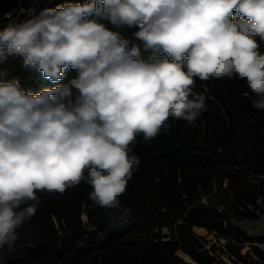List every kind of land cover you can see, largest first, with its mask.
I'll return each instance as SVG.
<instances>
[{
    "label": "clouds",
    "instance_id": "clouds-1",
    "mask_svg": "<svg viewBox=\"0 0 264 264\" xmlns=\"http://www.w3.org/2000/svg\"><path fill=\"white\" fill-rule=\"evenodd\" d=\"M101 20L138 26L134 37L152 55ZM261 43L264 0H87L9 24L0 62L22 56L56 86L33 93L18 79L0 82V249L35 214L38 191L85 181L91 200L119 211L140 165L137 135L154 138L169 117L192 123L204 109L195 78L245 80L264 110ZM70 68L77 77L59 84Z\"/></svg>",
    "mask_w": 264,
    "mask_h": 264
},
{
    "label": "trees",
    "instance_id": "trees-1",
    "mask_svg": "<svg viewBox=\"0 0 264 264\" xmlns=\"http://www.w3.org/2000/svg\"><path fill=\"white\" fill-rule=\"evenodd\" d=\"M85 2L54 0L48 8ZM11 3L0 0V12ZM20 22L2 21L0 32ZM101 22L128 38L129 48L135 44L142 58L152 55L143 41L134 37L138 26L117 28L107 20ZM260 52L264 53V43ZM22 65V56H9L0 62V82L18 79L23 90L33 93L56 86L42 73ZM77 75L76 69L64 70L58 83L67 84ZM193 91L205 97L204 109L194 122L169 117V130L150 139L137 135L132 147L140 165L120 197L119 211L91 200L92 188L85 181L63 193L38 191L35 214L17 230L13 247L0 249V264H187L177 255L179 251L198 264H213L212 257L198 252L195 227L248 240L239 228H220L216 223L225 217L215 206L201 204V199L209 196L212 201L210 196L223 193L220 205L235 208V202L239 208L254 204V195L260 197L253 179L264 177V110L253 107L256 95L238 78H195ZM125 208L130 212L122 215ZM257 209L264 212V204ZM84 214L87 223L82 219ZM108 215L113 216V224L98 229ZM238 216L257 217L239 211ZM241 249L228 244L232 255L250 264ZM255 255L259 264H264V253L255 249Z\"/></svg>",
    "mask_w": 264,
    "mask_h": 264
},
{
    "label": "built area",
    "instance_id": "built-area-1",
    "mask_svg": "<svg viewBox=\"0 0 264 264\" xmlns=\"http://www.w3.org/2000/svg\"><path fill=\"white\" fill-rule=\"evenodd\" d=\"M54 0H12L11 6L6 11L0 12V22L4 21H26L29 19H32L34 16L38 17L42 10L48 8ZM5 13H10L9 16H6ZM264 177L253 179V183L258 186V191L260 193V197L257 199V201L264 204V183H263ZM225 187H227V182L224 184ZM215 191H217L216 183L214 185ZM255 203H258V202ZM201 204L207 205V200L203 199L201 201ZM258 207L255 206V204H250L247 206H241L238 208V210H234L232 207H228L227 203L222 205L221 207H218L217 210L221 215L224 217H232L235 215V212L239 211V213L243 212H250L251 214L255 213L257 215L256 218H242L241 223L244 228L243 233L248 237V240L243 241V236L240 239H237L234 235L231 233L228 234H219L216 231H211L215 234L216 239L219 241H222V244H226V250H228V244H233L234 246L243 247L245 245H248L250 247H253L254 249H258L264 253V212H260V210L257 209ZM225 221V220H224ZM226 223V222H225ZM225 225V224H224ZM232 228H239L234 227L233 224H229L227 229H229L230 226ZM233 232V230H231ZM194 233V231H193ZM195 238L199 242V250L198 252H203L213 259H215V254L213 251V246L211 244H206L200 237H198L194 233ZM198 264V263H197Z\"/></svg>",
    "mask_w": 264,
    "mask_h": 264
},
{
    "label": "rangeland",
    "instance_id": "rangeland-1",
    "mask_svg": "<svg viewBox=\"0 0 264 264\" xmlns=\"http://www.w3.org/2000/svg\"><path fill=\"white\" fill-rule=\"evenodd\" d=\"M213 199L210 201L209 196H204L202 197L201 200L205 199L207 200V205H212L215 206L216 208L221 207L219 200L224 197L223 193H220L219 197L217 195L210 196ZM237 204L234 202L232 204L234 210H237L238 207L236 206ZM256 218V217H255ZM82 219L84 223L88 222L87 216L84 214L82 216ZM240 217L238 216V211L235 212V215L232 217H225V225L223 229L227 230L226 227H228L229 224H233L234 227H239L241 231L244 230L242 223H241ZM194 233L200 237L206 244H211L213 246V251L215 254V259L213 261V264H245L238 258H236L234 255H232L229 251L226 250V244H222V241H219L216 239V236L213 232L210 230L203 228V227H195L193 229ZM165 234H168V230H164ZM177 255L183 259L184 263L187 264H197L191 257L188 255L184 254L182 251H179ZM241 255L247 260L248 263L250 264H259L258 262V257L255 255V249L253 247H250L248 245H245L241 249ZM188 258L191 260V262H188Z\"/></svg>",
    "mask_w": 264,
    "mask_h": 264
},
{
    "label": "water",
    "instance_id": "water-1",
    "mask_svg": "<svg viewBox=\"0 0 264 264\" xmlns=\"http://www.w3.org/2000/svg\"><path fill=\"white\" fill-rule=\"evenodd\" d=\"M257 196L256 195H254V202H256L257 201ZM226 204V203H225ZM113 222H114V218H113V216L112 215H108V216H106L100 223H99V226H98V229H101V228H103V227H105V226H107V225H111V224H113ZM220 228H223L224 227V224H225V221L224 220H220V221H218L217 223H216Z\"/></svg>",
    "mask_w": 264,
    "mask_h": 264
},
{
    "label": "crops",
    "instance_id": "crops-1",
    "mask_svg": "<svg viewBox=\"0 0 264 264\" xmlns=\"http://www.w3.org/2000/svg\"><path fill=\"white\" fill-rule=\"evenodd\" d=\"M257 202H258V201H257ZM254 204H255V206H257V207H259V208H260V207H263V203H261V202H260V203H259V202H258V203H255V202H254Z\"/></svg>",
    "mask_w": 264,
    "mask_h": 264
},
{
    "label": "bare ground",
    "instance_id": "bare-ground-1",
    "mask_svg": "<svg viewBox=\"0 0 264 264\" xmlns=\"http://www.w3.org/2000/svg\"><path fill=\"white\" fill-rule=\"evenodd\" d=\"M188 262H191V260L188 258V260H187Z\"/></svg>",
    "mask_w": 264,
    "mask_h": 264
}]
</instances>
